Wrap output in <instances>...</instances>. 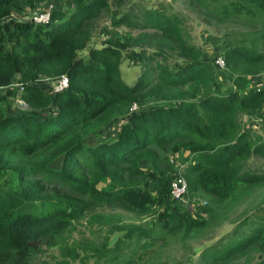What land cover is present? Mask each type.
Listing matches in <instances>:
<instances>
[{"label":"trees","instance_id":"obj_1","mask_svg":"<svg viewBox=\"0 0 264 264\" xmlns=\"http://www.w3.org/2000/svg\"><path fill=\"white\" fill-rule=\"evenodd\" d=\"M180 1L217 29L226 45L221 69L213 64L216 55L202 56L189 40L172 8L63 0L62 8L50 10L48 23L38 24L22 20L18 0H0V264H135L157 241L202 231L264 189V173L248 167L251 157L264 158V0ZM104 14L109 27L102 46L89 48L84 60L77 54ZM123 55L140 67L131 85L120 77ZM218 70L232 86L223 93L216 91ZM60 75L67 77L60 91L34 83ZM258 75L261 83L248 86ZM16 83L24 109L7 113L3 101ZM147 98L155 104L143 108ZM241 117L260 132L243 129ZM118 118L111 139L88 144ZM171 155L188 162L176 168ZM176 177L186 184L181 199L169 196ZM197 195L208 199L207 212L184 206ZM31 202L45 211H18ZM97 208L151 221L125 226L110 246L106 235L100 241L73 238L81 219L90 229L98 225L91 233L108 225V215ZM239 219L200 257L233 264L254 247L261 254L250 264H264V211Z\"/></svg>","mask_w":264,"mask_h":264},{"label":"rangeland","instance_id":"obj_2","mask_svg":"<svg viewBox=\"0 0 264 264\" xmlns=\"http://www.w3.org/2000/svg\"><path fill=\"white\" fill-rule=\"evenodd\" d=\"M147 7L158 6L164 8H172L178 13L183 19V28L186 32L189 40L194 44L200 47L202 51V56H213L219 55L221 50L226 46L224 45L221 37L217 34V29L213 26L206 25L200 21L199 16H196L194 13L189 11L184 3L180 0H136ZM28 0H18V4L21 7L22 11L25 13L27 11L35 9L41 10L44 8H62L63 0H49L42 4H38L37 7L33 8L28 4ZM29 7V9H28ZM109 27V18L107 15H100L93 21V30L90 37V40L87 46L78 52V56L84 60H87V50L91 47H100L102 46V40L105 37L103 30ZM120 77L127 84L131 85L137 75L140 72V67L135 64L134 66L129 62L124 55L119 64ZM218 87L216 88L217 93H223L231 88V83L228 82L226 76L222 73L221 70H218ZM263 79L262 75L251 76L249 77L248 86H255L261 83ZM35 85H39L40 88L45 89L50 93L49 84L46 85L45 82L34 81ZM37 85V86H38ZM0 94H4V89L1 88ZM18 92L15 87L10 95H7L3 101L4 108L7 113H11L15 109H22L24 104L18 103ZM143 108L150 107L155 104L152 99H145L142 102ZM24 109V108H23ZM48 111V110H46ZM35 115V113H32ZM122 119H114L109 124H107L103 130L97 133L94 137H90L88 144H92L95 141L99 140H108L111 139L116 133L117 128L120 126ZM252 121V123H251ZM256 122L249 119L241 117V124L243 129H247V126H254L256 132L258 131L256 127ZM247 125V126H246ZM171 161L175 163L176 168L185 166L188 160L182 155H171ZM54 168L58 167V164L54 163L52 165ZM248 167L256 172L264 173V158L251 157L248 160ZM13 176V175H12ZM13 180V178H12ZM257 190V189H256ZM255 190V191H256ZM253 191L252 195L250 194L246 199L242 200L240 203L235 205L230 211L227 218L212 223L209 227L202 231H197L196 233L190 234L185 239H179L178 236L171 237L166 243L162 241H157L156 244L151 247L147 252L150 254L145 257V259H140V262L135 264H211L208 261L200 257V253L203 249L212 246L214 243H218L226 233H229L234 226L244 214L253 215L256 213H262L264 211V189H258L256 192ZM207 201L208 199L205 196L197 195L194 198H186L184 201V206L188 209L189 204L192 205V212L194 214L207 212ZM206 202V204H203ZM261 202V203H260ZM252 203H256L255 205ZM18 211H31L34 213H40L45 211L43 204L38 202L25 203ZM97 212L101 214L108 215L106 222L108 225H104L98 233H91V230H97L96 224L92 225V229L88 227V224L85 223L84 219L79 220L72 231L73 238H94L96 241H100L103 237L107 236L108 245H112L113 241L125 231V226L132 225H144L151 221V217L145 216H136L130 212H127L119 208H97ZM114 224H119V227H114ZM55 254L56 251L53 250ZM260 252L256 248H252L241 256H238L233 260V264H250L255 263L260 258ZM144 260V261H143ZM89 262V261H88ZM77 264V263H74Z\"/></svg>","mask_w":264,"mask_h":264},{"label":"built area","instance_id":"obj_3","mask_svg":"<svg viewBox=\"0 0 264 264\" xmlns=\"http://www.w3.org/2000/svg\"><path fill=\"white\" fill-rule=\"evenodd\" d=\"M49 16H50L49 8H44L41 10H35L34 9L32 11L25 12L22 16V20L26 19V20H30L34 23L46 24L49 21ZM213 64H214L215 68H217V69H221L223 67V60H222L220 55L215 56V58L213 60ZM45 80L49 84L50 93L63 90L64 88L67 87V77L64 75H60V76H58L52 80H47V79H45ZM15 86L17 87L18 91L22 90L21 84L16 83ZM135 107L136 106L133 104L131 106V109H135ZM262 113L264 115V108L262 110ZM185 192H186V184L182 178L176 177L169 182V196H170V198L181 199L182 196L185 194Z\"/></svg>","mask_w":264,"mask_h":264},{"label":"crops","instance_id":"obj_4","mask_svg":"<svg viewBox=\"0 0 264 264\" xmlns=\"http://www.w3.org/2000/svg\"><path fill=\"white\" fill-rule=\"evenodd\" d=\"M36 82H37V80H36ZM38 82H45L46 85H48V82L45 79L38 80ZM43 89L45 90V89H48V88H43ZM0 91H2L1 88H0Z\"/></svg>","mask_w":264,"mask_h":264}]
</instances>
